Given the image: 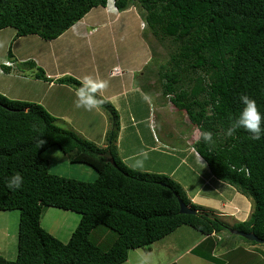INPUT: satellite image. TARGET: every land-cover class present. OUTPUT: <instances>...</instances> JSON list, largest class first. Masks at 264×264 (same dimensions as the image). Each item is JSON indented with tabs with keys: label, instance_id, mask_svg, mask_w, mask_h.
<instances>
[{
	"label": "trees",
	"instance_id": "16d2710c",
	"mask_svg": "<svg viewBox=\"0 0 264 264\" xmlns=\"http://www.w3.org/2000/svg\"><path fill=\"white\" fill-rule=\"evenodd\" d=\"M114 2L120 12L139 6L151 33L175 46L168 64H160L153 73L165 82L164 95L197 127L200 135L192 147L213 177L250 199L253 212L247 221L230 225L217 212L192 203L170 176L128 167L116 146L119 114L98 94V106L108 112L111 121L106 147L58 126L43 105L0 94V211L18 210L20 214L18 256L10 260L0 253V264H124L130 250L147 248L184 225L208 236L193 252L211 261L216 259L213 252L219 246L216 236L224 231L235 236L239 235L232 230L253 233L264 246V138L253 140L243 129L225 136L243 108L242 95L254 99L264 113V0ZM107 3L0 0V31L14 28L18 37L34 35L54 41L91 10ZM9 57H14L11 51ZM149 65L136 75L137 84L144 90L148 88ZM1 67L6 72L3 74L12 69ZM19 69L34 72L35 79L51 80L32 60L20 64ZM156 74L153 78L160 81ZM56 83L76 91L82 84L73 76ZM203 131L213 133L214 146L203 142ZM40 138L45 141L41 147ZM54 148L72 164L93 169L97 178L83 181L86 179L52 174L44 154ZM15 173H20L24 182L21 189L12 191L6 182ZM179 199L197 214H181ZM49 208L80 216L69 240L62 241L43 227ZM102 226L116 234L108 250L90 239L93 232L105 229Z\"/></svg>",
	"mask_w": 264,
	"mask_h": 264
},
{
	"label": "crops",
	"instance_id": "0c3cea01",
	"mask_svg": "<svg viewBox=\"0 0 264 264\" xmlns=\"http://www.w3.org/2000/svg\"><path fill=\"white\" fill-rule=\"evenodd\" d=\"M137 10L138 9H136V6H132L128 10L120 12L116 9L115 6L112 5L111 2H108L105 7H97L91 10L81 21H79L76 25L66 31L58 39L54 40L53 44L59 42L61 44L67 45L66 47L69 48L70 52L71 65L67 70H56L55 65L50 62V58L55 56L46 55L45 57L49 60V62L44 59V65L41 64V62H38L35 58L36 61L34 62L40 67L42 66L41 68L45 71L47 77L51 79L50 81L33 79V81L40 82V84L43 83V85L47 86L46 91L40 98H37L36 94L35 97H32L30 93L29 98L25 95L17 94V92L16 94L19 96L7 95L3 93V91L0 92L7 95L8 98L13 100L41 104L48 112L55 114V116L61 115L67 118V114L60 113H72V110L69 106H65L66 104H68L67 101H65L67 99L61 101L58 99V95L61 94L63 96L69 97L73 96L74 94L76 96L77 91H73L68 85L56 83V80L66 76H70L71 74L76 72L75 68H80V70H87V67H84L87 64H90L89 62L91 60L86 59L88 55H91L92 59V55L95 50V44L100 42L108 44V41H113L114 38L112 37V35L115 33L113 29L115 26H120V41L116 40L115 44L118 47L119 42L121 50L118 48L117 60L114 63L116 65L113 67V69H117L119 73H113L114 70H111L107 78L120 79L121 83L119 84V86H116V89H112V94H108L105 96L106 91H100L101 95L107 98L108 101L112 103V105H115L114 107H117L115 109L119 113L120 131L116 142L118 156L128 167L137 171L149 172L154 174H165L170 176L172 179H174L176 182L178 181V183L182 185L191 202L196 204V201L200 198V195L206 183L202 184V186H200L198 189L191 190L187 184H183L180 179H178L177 174L179 172L181 164L189 166L190 162L203 171L207 170V163L190 144L193 140H196L200 134L196 129L195 133L197 134L195 135L194 133L192 135V138H188V136H184L186 132L182 131L181 127L180 129L179 127H175L174 125H171V128L166 127L164 122V117L166 115L172 117L171 120L175 119V108L171 101H167L160 96L156 97V95H153L152 97L150 95H146L144 89L139 84H137L136 75L142 72V70L148 65L150 58L149 50L147 48L148 45L147 43H145L144 37L141 35L142 31H144L145 29L143 27V24L145 22L144 19H142L141 14ZM131 12H134L135 14ZM129 17L134 18L136 27L137 20H139L141 28H137L136 30L134 29L132 32H129L127 26L129 23ZM76 26L78 28H76ZM29 59L31 58L24 59L22 61H30ZM122 61L126 63V66H128L127 70L121 69L119 67V63ZM58 64H62V62ZM63 64L70 63L63 62ZM76 64H78V66H76ZM96 64H98V61ZM106 64H109V62H107ZM5 75L7 76L8 80H16L19 83L17 87L21 91H23V89L26 90L30 85L28 83H31L26 80L27 78L25 77L12 76L10 73ZM71 76L77 77L81 82H83V80L86 78H83L81 74L78 75V73H75ZM102 76L103 74L101 75V77ZM119 87L120 90H118ZM122 101L126 102L125 112H123V108L120 107L123 106ZM141 105L145 107L144 110H140L139 106ZM100 111L99 114L102 113ZM153 117L155 120L154 123L152 121ZM69 120L72 121L71 116L69 117ZM69 124L73 127L72 130L76 131L78 134L84 136V138L95 143L96 145L100 147H106L108 145L106 134L110 127L103 128L100 132L95 133L99 128V126H97V123L92 125V127H90L89 129L78 128L71 122ZM180 141H185V143L180 144ZM175 156L177 159L175 158ZM51 168L52 167H50V170ZM78 169H80L82 173L84 172L83 175H87L86 177L88 178H91L93 180L97 178V173L89 167L88 169L82 167ZM209 171L210 170H208V173ZM210 179L215 180L213 175L210 177ZM246 200H243L242 205H239L240 207H236L233 203L234 200L232 199L225 200V202H221V204L218 206V208H222V211L215 212H217L222 219L224 217L230 218V222L237 223L247 221L253 212V204L251 206L250 200ZM203 202H201L200 204L203 206H207L206 203ZM55 211L59 210H54L52 208L47 209L42 221V225L47 231L58 237L60 240L67 241L70 239L73 232L77 228L80 222V216L76 213L68 211ZM46 216H48V225L46 224L44 226V219ZM60 218L62 219V221H60ZM236 218H238V220ZM225 222L228 223V221ZM207 238L208 236H205L203 234L198 236L197 239H195L194 242L190 245L189 249H186L184 253L178 252L176 254V258L174 259L176 261H174L172 264H180L185 254L192 255L193 250L196 249V247L204 242ZM219 239L221 238L219 237L218 240ZM6 244L7 243H3L0 248H2ZM256 246L257 245L248 246L247 250L250 252V250L257 249ZM7 247L8 246H5L3 253L2 251L0 252L5 257L6 254H8V251H6ZM218 247H216L213 252V256L216 258H218L216 254ZM250 247L255 248L252 249ZM234 250L235 248L229 249V252L227 254L223 253L221 257L224 258L226 256L225 258H228L230 254L232 256L235 255L234 257L235 259H237V264H240L243 258L242 256L240 257V255L235 254ZM150 252L151 250L147 251L148 254ZM142 257L143 256H141V258ZM194 257L203 262H208L207 259H204L202 257ZM221 257L219 259H221ZM169 262L170 261H167L165 264H169ZM222 264H224V261L222 262Z\"/></svg>",
	"mask_w": 264,
	"mask_h": 264
},
{
	"label": "rangeland",
	"instance_id": "374dc122",
	"mask_svg": "<svg viewBox=\"0 0 264 264\" xmlns=\"http://www.w3.org/2000/svg\"><path fill=\"white\" fill-rule=\"evenodd\" d=\"M136 9H138L137 11L141 14L142 19H144V15L142 14L141 8L139 6H136ZM131 13L135 14L134 12ZM128 22L129 23L127 26L129 32L130 31L132 32L134 29L136 30L137 28L138 29L141 28L139 20H137V27L135 26L134 18L129 17ZM119 27L115 26L113 29L115 32L112 35V37L114 38L113 41L110 42L108 41V44H104L103 42L95 44L94 46L95 50L92 55V59H91V55H88L86 59V60H91L89 62L90 64H87L84 67V68L87 67V70L84 69L80 70V68H75L76 72L73 73V74L78 73V75L81 74L83 78L90 77L97 82L106 81L108 83V87L104 89V91H106L105 96L108 94H112L113 93L112 89H116V86H119V84L121 83L120 79L107 78L109 72L111 70H114L113 67L116 65L114 63L117 60L118 48L121 50V46L119 42H118V47L115 44L116 40L120 41L119 35L121 32L119 31L121 29L119 30ZM76 28L78 27L76 26ZM144 33H147L148 35L147 39L144 38V41L148 45L147 48L149 50V57H150L148 63L150 65L147 69L149 73L148 76L146 77L148 84L145 81L148 88L147 89L145 88L144 91L146 95H150L151 97L153 95H156V97L160 96L161 98L163 97L168 101L169 97L164 95L165 82L163 80H160V78H158V75L156 73L159 70L160 64H168L170 60L169 53L173 51L175 46L171 44L169 40L161 41L158 37L154 36L151 33V30L149 29L147 24H146V28L144 29V31H142L141 34L143 37H144ZM66 46L67 45L61 44L59 42L53 44V41H45L39 38L38 36H34V35L26 36V37H18L17 31L14 28H7L1 30L0 31V91H3V93L7 95L19 94V95H25L27 97H29V93L31 94L32 97H35L36 94L37 95L36 97L40 98L46 91L47 86L43 85V83L40 84V82L33 81V79H35L33 77L34 72H26V73L20 72L22 70L19 69V65L24 63V61L22 60L28 58H31L29 60H33V61H36L35 60L36 58L38 62H41V64L44 65L45 64L44 59H46L49 62V60L45 56L53 55L55 57H51L50 62H52V64L55 65V69L67 70L71 65V58H70L69 48H67ZM9 51H11L14 57H9ZM97 61L98 64H96ZM6 62L12 64L11 66L12 69L10 70V74L12 76L25 77L27 78L26 80L31 82L28 83L30 85L26 90L23 89V91H21L17 87L19 83L16 80H8L7 76L3 74L5 72V69L1 66L4 65ZM61 62L62 64H58ZM63 62H68L70 64H63ZM107 62H109V64H106ZM119 64H120L119 67L121 69L127 70L128 66H126L125 62L122 61ZM37 66L40 67L38 64ZM76 66H78V64H76ZM153 70L156 73L155 72L153 73ZM113 73L118 74L119 71H114ZM102 74L103 76L101 77ZM155 74L160 81L153 78ZM69 87L73 91L76 90L71 86ZM118 90H120V87L118 88ZM3 93L0 92V94ZM97 94L103 97L104 99L108 100L103 95H101L100 92H98ZM58 99L61 101L67 99L65 101H67L68 104H66L65 106H69L72 110V113H60V114H67V118L61 115L55 116V114L49 112L52 116H54L57 119L58 126L72 130L73 127L69 124L71 122L73 125H75L78 128L89 129L90 127H92V125L97 123V126H99V128L95 133L100 132L103 128H109L111 126L110 115L108 114V112L104 111L99 106H97L91 111H87L84 108H77L76 107L77 96H75L74 94L73 96H69V97L59 94ZM122 105L123 106L120 107H122L123 108L122 111L125 112L126 102L122 101ZM139 108L140 110L145 109V107L142 105L139 106ZM99 111L102 113L99 114ZM70 116L72 117L73 122L69 120ZM174 117H175L174 120H171L172 117H170L169 115H166L164 117V122L166 127L171 128V125H174L175 127H179V129L181 127V130L186 132L184 136H188V138H192V135L196 132L197 127L189 120L185 111H179L178 109L175 108ZM152 121L153 123L155 122L154 117ZM196 134L197 133H195V135ZM183 143H185V141L184 142L180 141V144ZM190 144L192 145V143ZM52 150H54L52 152H59L56 148ZM52 152L48 151L47 153L44 154V157L47 158L51 163L52 168L50 172L52 174H56L68 178L79 177L80 179H86L83 181H88L87 180L88 177H86L87 175H83L84 172L82 173V171L78 169L80 167L88 169L87 166L72 164L69 160V157L65 156L61 152L59 153H52ZM208 170L209 169L207 168L206 171H203L202 169L198 168L197 166L193 165L190 162L189 166L181 164L179 168V172L177 174L178 179H180V181L183 184H187L191 190L198 189L200 186H202V184L206 183L204 185L200 198L196 201L197 206L207 210L222 211V208H218V206L221 204V202H225V200H229V199L234 200L233 203L235 204L236 207H240L239 205H242L243 200L246 199L250 200L244 197L243 195H241L240 193H238L232 186L223 183L221 181H218L216 179L215 180L210 179L212 175H211V171H209L208 173ZM83 176L84 178H82ZM201 202L206 203L207 206L201 205L200 204ZM250 202L249 203L252 206L253 202L251 200ZM54 210H59V209L54 208ZM60 211L62 210L55 212H60ZM19 218H20V214L18 210L7 211V212L0 211V247L2 246L3 243H7L2 248H0V252L2 251L3 253L5 246H8L6 250L8 251V254H6V257H8L10 260H15L18 256L17 249H18V240H19L18 239ZM236 219L238 220V218ZM223 220L228 221L230 225L235 224V222L229 221L230 218L224 217ZM60 221H62L61 218ZM46 224L48 225V216H46L44 219V226ZM101 228H105V227L102 226ZM102 230L103 231H97L95 233L93 232L92 235L90 236V239H92L98 245L102 246L103 249L108 250L112 246L114 240L116 239V234L113 233L112 231H108L106 228ZM200 235L202 234L198 230L188 225H184L179 229H177L176 231H174L173 233H171L170 235L153 243L147 248L130 250L128 261L124 264H141V256L148 257L147 264H165L167 261H170L169 264H172L174 261H176L174 260L176 258V254L178 252L184 253L186 249H189L190 245ZM219 237L221 238L219 239L220 247H218V250L216 252L218 258L215 257L216 259L214 261L207 259L209 263L203 262L198 258H195L194 256H198V255H196L193 252L192 255L185 254L180 264H222L223 261L224 264H237L238 262L237 259H235L234 257L235 255L232 256L230 254L228 258H225L226 256L224 258L221 257L223 253L227 254L229 252L228 251L229 249H234V248H235L234 250L235 254H238L240 255V257L242 256L243 258L240 264H264V252H263L264 247L262 245L247 242L241 237L235 236L225 231L216 236V238ZM251 245L254 246L257 245L256 246L257 249H253L255 247H250L253 250H250L249 252L247 250V247ZM148 250H151L149 254L147 253ZM220 257L221 259H219Z\"/></svg>",
	"mask_w": 264,
	"mask_h": 264
},
{
	"label": "clouds",
	"instance_id": "9594fccd",
	"mask_svg": "<svg viewBox=\"0 0 264 264\" xmlns=\"http://www.w3.org/2000/svg\"><path fill=\"white\" fill-rule=\"evenodd\" d=\"M108 2H111L112 5L115 6L114 0H108ZM144 22L145 23L143 24V27L146 28L147 23L146 21ZM107 87L108 83L106 81L97 82L90 77L85 78L81 84V87L76 93V107L84 108L87 111L93 110L98 106L97 93L106 89ZM240 101L243 105V108L239 115L231 123V126L227 128L225 136L231 137L234 135V133H236L237 130L243 129L251 134V138L253 140H261L264 138V113L258 109L256 101L249 96L242 95L240 97ZM202 140L210 147L214 146L216 143L213 133L210 131L202 132ZM44 143L45 141L43 139L40 138L38 140L39 147H41ZM23 182V176L20 173H15L7 180L6 184L8 189L16 191L22 188ZM147 261V256L141 258V264H147Z\"/></svg>",
	"mask_w": 264,
	"mask_h": 264
},
{
	"label": "water",
	"instance_id": "95a60500",
	"mask_svg": "<svg viewBox=\"0 0 264 264\" xmlns=\"http://www.w3.org/2000/svg\"><path fill=\"white\" fill-rule=\"evenodd\" d=\"M180 203V213L184 215H196L197 211L193 210L190 206L186 205L182 200L179 199ZM234 234H237L239 236H242L243 238L257 242L258 244H263V241L260 240L255 234L253 233H246V232H240L236 230H232Z\"/></svg>",
	"mask_w": 264,
	"mask_h": 264
},
{
	"label": "built area",
	"instance_id": "2783aa9c",
	"mask_svg": "<svg viewBox=\"0 0 264 264\" xmlns=\"http://www.w3.org/2000/svg\"><path fill=\"white\" fill-rule=\"evenodd\" d=\"M5 65H7V66H12V64H10L9 62H6V64ZM114 71H118L117 69H115Z\"/></svg>",
	"mask_w": 264,
	"mask_h": 264
}]
</instances>
